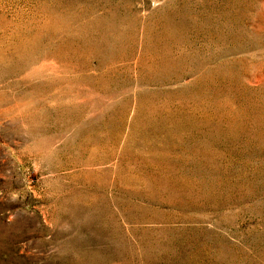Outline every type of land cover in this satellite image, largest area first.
Listing matches in <instances>:
<instances>
[{
    "label": "rangeland",
    "instance_id": "1",
    "mask_svg": "<svg viewBox=\"0 0 264 264\" xmlns=\"http://www.w3.org/2000/svg\"><path fill=\"white\" fill-rule=\"evenodd\" d=\"M0 264H264V0H0Z\"/></svg>",
    "mask_w": 264,
    "mask_h": 264
}]
</instances>
